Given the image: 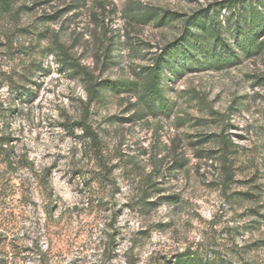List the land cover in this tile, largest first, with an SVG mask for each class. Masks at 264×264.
Here are the masks:
<instances>
[{"label":"rangeland","instance_id":"rangeland-1","mask_svg":"<svg viewBox=\"0 0 264 264\" xmlns=\"http://www.w3.org/2000/svg\"><path fill=\"white\" fill-rule=\"evenodd\" d=\"M7 1L0 137L33 172L0 153V264H264V48L239 46L230 0Z\"/></svg>","mask_w":264,"mask_h":264},{"label":"trees","instance_id":"trees-1","mask_svg":"<svg viewBox=\"0 0 264 264\" xmlns=\"http://www.w3.org/2000/svg\"><path fill=\"white\" fill-rule=\"evenodd\" d=\"M231 8L233 11L229 14L228 21L229 23L235 21L234 32L236 38H239V46L242 47V50L246 52L247 56L257 53L264 48V39L259 40L264 36V0H230ZM0 5L2 8L9 7V2L7 0H0ZM222 23H219L215 26L214 34L216 37L215 41V51L213 57L219 60L223 65L228 66L237 60L240 57L238 48L229 44L225 39L222 38ZM197 43L201 45V40H197ZM171 47H179L178 43H172L167 45L164 49L165 55L170 52ZM203 50V46L201 47ZM162 57V56H161ZM161 65L162 58L158 59L155 67L152 68L151 80L148 86L142 91L139 95V99L143 103H147L148 108L151 110L152 106L154 108L151 110L152 113H155L158 104L164 105L166 97L163 93L161 87ZM105 86L109 85H118L119 88L124 86H130L132 83L126 81H104ZM130 88V87H129ZM115 90V89H114ZM141 114L145 112L141 111ZM77 127L82 129L85 134L92 138L94 143L99 142L98 134L93 130L91 125L84 119H76L73 122V128ZM72 128V126H71ZM9 140L5 137H0V153L5 152V157L3 159L6 168L22 169L29 172H33V167L29 164L28 160L23 161L24 157L18 156V159L11 158L8 152ZM26 159V157H25ZM14 166V167H13ZM44 177V176H43ZM174 264H216V261H204L202 258L197 259L195 253H181L175 257ZM228 264H237L234 262H228ZM242 264H258V263H242Z\"/></svg>","mask_w":264,"mask_h":264}]
</instances>
